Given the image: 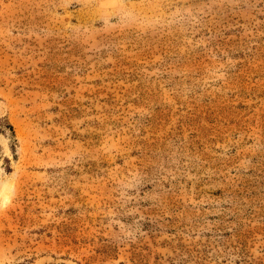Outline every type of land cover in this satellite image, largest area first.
Segmentation results:
<instances>
[{
  "label": "rangeland",
  "instance_id": "obj_1",
  "mask_svg": "<svg viewBox=\"0 0 264 264\" xmlns=\"http://www.w3.org/2000/svg\"><path fill=\"white\" fill-rule=\"evenodd\" d=\"M0 264H264V0H0Z\"/></svg>",
  "mask_w": 264,
  "mask_h": 264
},
{
  "label": "trees",
  "instance_id": "obj_2",
  "mask_svg": "<svg viewBox=\"0 0 264 264\" xmlns=\"http://www.w3.org/2000/svg\"><path fill=\"white\" fill-rule=\"evenodd\" d=\"M0 134L8 137L11 140V147L14 148L17 139L15 135V130L8 119H0Z\"/></svg>",
  "mask_w": 264,
  "mask_h": 264
}]
</instances>
